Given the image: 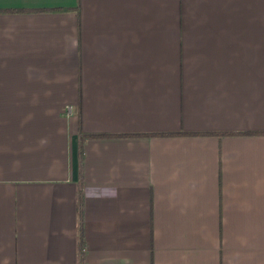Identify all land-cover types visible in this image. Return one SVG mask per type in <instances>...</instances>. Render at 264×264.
<instances>
[{
    "label": "crops",
    "instance_id": "obj_1",
    "mask_svg": "<svg viewBox=\"0 0 264 264\" xmlns=\"http://www.w3.org/2000/svg\"><path fill=\"white\" fill-rule=\"evenodd\" d=\"M0 264H264V0H0Z\"/></svg>",
    "mask_w": 264,
    "mask_h": 264
},
{
    "label": "trees",
    "instance_id": "obj_2",
    "mask_svg": "<svg viewBox=\"0 0 264 264\" xmlns=\"http://www.w3.org/2000/svg\"><path fill=\"white\" fill-rule=\"evenodd\" d=\"M88 137V136H87ZM91 137V136H90ZM82 149H83V145L82 143L80 142V151L82 152ZM79 202L81 200V191H79ZM83 249H84V246H83V243H80L79 244V255H80V258L82 259V255H83Z\"/></svg>",
    "mask_w": 264,
    "mask_h": 264
},
{
    "label": "built area",
    "instance_id": "obj_3",
    "mask_svg": "<svg viewBox=\"0 0 264 264\" xmlns=\"http://www.w3.org/2000/svg\"><path fill=\"white\" fill-rule=\"evenodd\" d=\"M70 110H71V108L70 107H67V114L70 113Z\"/></svg>",
    "mask_w": 264,
    "mask_h": 264
}]
</instances>
